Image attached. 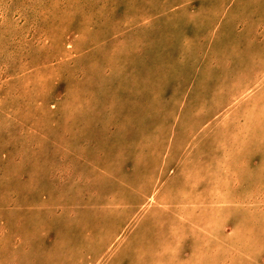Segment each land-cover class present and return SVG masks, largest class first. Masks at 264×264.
<instances>
[{"label":"rangeland","instance_id":"1","mask_svg":"<svg viewBox=\"0 0 264 264\" xmlns=\"http://www.w3.org/2000/svg\"><path fill=\"white\" fill-rule=\"evenodd\" d=\"M0 264H264V0H0Z\"/></svg>","mask_w":264,"mask_h":264}]
</instances>
